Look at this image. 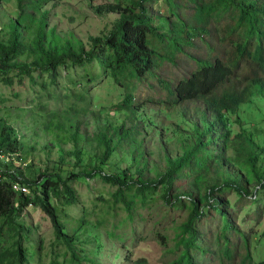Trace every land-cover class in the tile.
<instances>
[{
  "label": "rangeland",
  "instance_id": "rangeland-1",
  "mask_svg": "<svg viewBox=\"0 0 264 264\" xmlns=\"http://www.w3.org/2000/svg\"><path fill=\"white\" fill-rule=\"evenodd\" d=\"M93 1L52 0L40 12L36 7L28 9L27 4L35 6L42 0H0V143L4 135H11V148L16 153L5 150V155L14 154V169H21L24 179L36 181L44 175L66 179L69 173L93 172L100 166L107 151L101 135L110 129L113 137L115 130L122 127L125 131L130 124L139 133L137 142L152 153L146 160L148 166L114 153L102 169L107 175L127 171L128 189L118 192L119 188L107 184L101 176L85 178L69 185L74 191V205L68 203L70 197L63 184H57L59 190L51 194V202L58 210L65 238L41 206L28 205L16 196L15 206L0 216V264H188V260L193 264L264 263V185L255 177L250 161L251 144H255L259 157L256 169L264 177L263 97H254L226 115L230 137L223 142V149H215V154L226 157L239 183L246 186L245 190L238 189L225 181L224 174L219 179V198L237 232H225L222 217L208 207V201L200 204V211L207 215L196 220L191 242V234L183 227L194 207L188 198L173 196L184 192L187 178L176 179L169 199L160 185L150 190L138 187L141 182H157L166 169L161 154L167 155L165 146L177 151V136L170 134L169 141L162 136L163 128L173 125L175 116H180L171 93L195 70L194 58L210 53L207 43L215 50L224 48L218 23L210 27L211 35L195 38L194 45L185 44L182 51L173 44L176 36L170 32L163 42L151 38L156 44L151 49L157 50L152 57L155 77H148L144 84L122 86L99 60L82 65L67 60L58 69L39 71L47 66L40 45L44 52L55 49L60 55L70 44L77 52L82 48L89 52L91 38L110 35L119 19L116 14H99L97 7L109 1L130 4V0ZM209 1L150 0V23L159 33H167V22L168 31L172 26L175 34L180 33L184 29L182 19L192 24L196 7ZM14 46L18 49L11 51ZM9 51L10 59L4 63ZM117 63L116 68L121 65ZM31 68V76L20 72ZM141 78L136 74L133 79L138 82ZM131 93L136 96V111L130 119L131 101L127 103ZM191 107L195 110L194 105ZM163 111L171 113L174 120ZM126 137L113 147L121 152L135 149V145L126 143L133 142ZM77 152H81L80 157ZM23 164L29 166L27 170H23ZM208 178L211 182L207 183H213L217 176L210 174ZM189 185L186 193L192 196L194 190L190 191ZM35 190L32 187L31 195L25 198L36 202L39 193Z\"/></svg>",
  "mask_w": 264,
  "mask_h": 264
},
{
  "label": "trees",
  "instance_id": "trees-1",
  "mask_svg": "<svg viewBox=\"0 0 264 264\" xmlns=\"http://www.w3.org/2000/svg\"><path fill=\"white\" fill-rule=\"evenodd\" d=\"M23 1L21 0V2ZM149 1L130 0L129 5L121 1H109V3L97 7L99 14L119 15L115 29L111 31L110 35L105 38L92 37L93 46L89 52L86 48L77 52L70 44L66 47V53L60 55L55 49L44 52L40 45V52L46 58L47 66L43 69L36 67L39 71H48L49 68L58 69L67 60L73 61L75 65L91 64L99 60L106 63L113 80L128 88L133 83L144 84L148 77L154 75L156 66L152 57L157 50L151 49L152 45H156L151 38L163 42L170 32L176 36L172 38L173 44L182 51L185 44L194 45L192 42L195 38L211 35L210 27L217 22L223 32L224 48L215 50L207 43L210 53L205 58H194L197 64L195 70L182 79L172 90L171 94L176 97L172 103L179 107L180 116H175L176 119L174 120L171 113L163 111L174 120V124L165 126L162 136L168 140L170 134H175L177 136L175 142L177 151L165 146L167 155L165 156L160 152L167 165L166 169L159 174L157 182L142 183L139 180L140 186L133 183L131 185L138 186L141 190H150L160 185L163 188L162 192L168 198L174 192L176 179L187 178L189 180L187 183L190 182L189 190H194L193 195L186 193V183L184 192L177 195L173 193V196L188 198L194 207L183 227V231L191 234V242H193L196 234L194 226L196 220L207 215L205 211H200V204L208 201L211 202L208 207L222 217L225 232H237V227L230 224L229 213L223 206L222 199L219 198L218 191L221 188L219 179L221 174H224L225 181L235 184L238 189L245 190L246 186L239 183L235 177L236 173L228 168L229 162L226 157L219 153L215 154V149H223V142H226L230 137V125L226 115L235 113L243 105L250 103L254 97L264 98V0H210L208 3L204 2L201 6L196 7L197 11L192 24L182 19L184 29L177 34H175L172 26L168 31L167 21L165 24L166 34L159 33L156 27L150 23V12H148L147 6ZM192 1L195 4V0ZM51 2L52 0H42L35 6L27 4V8L34 9L36 7L38 11L42 12ZM19 28L20 24L17 26V29ZM17 49L18 47L14 46L11 51ZM10 55V51L5 53L4 63L10 59ZM117 62L121 63L118 68H116ZM20 72L23 76H31L34 68L20 70ZM136 74L144 77L141 78L143 80L138 82L134 80ZM135 100L136 96L131 93L127 103L128 105L131 101L130 106L133 113L130 119L136 111ZM191 105L195 106V110ZM153 113L156 114L157 112L154 110ZM128 126L129 128L125 131L122 127L120 130H115L113 137L110 134L113 130L110 129L101 135L107 151L101 165L97 166L93 172H83L82 174L72 172L66 179L60 175L57 177L44 175L36 181H32L23 178L24 173L21 169L15 171V161L11 164L2 163L0 166V216L6 215L15 206L16 196L17 198L18 196L22 197L28 205L41 206L44 213L51 217L58 234L65 238L58 210L51 202V194L59 190L57 184H63L65 193L70 197L68 203L74 205V191L69 185L85 178L91 180L101 176L107 184L119 188L118 192L128 189L127 171L122 174L107 175L102 169L109 163L114 153H123L125 157H132L134 161L143 164L144 167L148 166L146 160L151 157L152 153L141 142H137L139 133L130 124ZM126 135L128 140L133 141L126 143L136 147L135 149L129 148L127 152H121L113 145L116 141L122 142V137L124 138ZM4 136L5 138L0 143V148L3 149L1 152L4 155L5 150L16 153L15 149L11 148L14 146L11 142V135ZM257 149V145L251 144L253 155H251L250 161L255 170V177L259 183L264 185V177L256 169L259 159ZM169 151L174 152L175 155ZM147 152L149 153L148 156H146ZM76 154L81 156V152ZM6 156H14V154H6ZM23 169L27 170L28 168L23 167ZM210 174L214 177L217 176V179L212 180L213 183H207L210 181L208 178ZM17 184L29 187L30 190L32 187L35 188V191L39 193L36 202L30 198H25L27 196L17 194L14 190V186ZM8 197L9 205L7 204ZM225 237L227 238V236ZM229 251L230 248L226 251L228 258ZM233 258H236V254ZM188 264L193 263L188 260Z\"/></svg>",
  "mask_w": 264,
  "mask_h": 264
},
{
  "label": "built area",
  "instance_id": "built-area-1",
  "mask_svg": "<svg viewBox=\"0 0 264 264\" xmlns=\"http://www.w3.org/2000/svg\"><path fill=\"white\" fill-rule=\"evenodd\" d=\"M5 161L7 164H11L13 161H15L14 156H6L3 154V152H0V166L2 165V162ZM24 168H28L27 164H23ZM25 170V169H23ZM0 179H1V173H0ZM14 190L19 195L29 196L31 195V190L29 187L22 186L20 184H17L14 186Z\"/></svg>",
  "mask_w": 264,
  "mask_h": 264
}]
</instances>
